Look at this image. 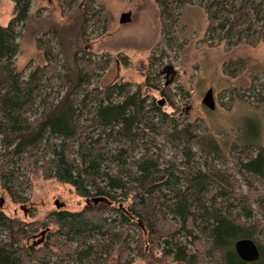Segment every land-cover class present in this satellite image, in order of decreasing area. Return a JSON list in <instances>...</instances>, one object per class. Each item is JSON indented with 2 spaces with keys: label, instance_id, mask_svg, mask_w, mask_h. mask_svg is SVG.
<instances>
[{
  "label": "trees",
  "instance_id": "16d2710c",
  "mask_svg": "<svg viewBox=\"0 0 264 264\" xmlns=\"http://www.w3.org/2000/svg\"><path fill=\"white\" fill-rule=\"evenodd\" d=\"M11 1L13 18L0 24V186L14 202H27L19 192L26 182L16 166L21 162L46 180L72 187L85 205L76 212L56 210L35 226L0 207V264H46L48 253L58 264H133L139 256L146 264H264V146L232 148L233 168L263 186L249 184L244 193L227 170L201 169L195 145L210 154L213 145L200 142L192 124L148 102L143 88L150 77L136 92L127 83L92 88L98 72L110 66L88 50L89 24L100 15L93 1L70 14L72 31L65 39L52 32L66 69L45 34L38 40L44 63L19 70L17 30L28 23L33 0ZM196 1L155 0L163 38L177 24L178 10ZM200 3L212 37L231 47L264 41V0ZM54 80L61 89L51 100L44 93ZM261 92L264 104V83ZM158 138L180 148L181 160L155 152ZM138 149L144 150L134 158ZM94 198L108 202L96 204ZM247 204L262 219L253 221ZM40 230L46 239L36 248L30 240ZM242 242L251 246L250 256L238 250Z\"/></svg>",
  "mask_w": 264,
  "mask_h": 264
},
{
  "label": "rangeland",
  "instance_id": "374dc122",
  "mask_svg": "<svg viewBox=\"0 0 264 264\" xmlns=\"http://www.w3.org/2000/svg\"><path fill=\"white\" fill-rule=\"evenodd\" d=\"M64 1L33 0L28 23L17 30L20 50L16 65L19 70L26 69L29 64L34 67L44 63L38 40L45 34L60 56L61 70L66 69L65 55L58 39H52V32L56 30L59 37L65 39L67 29H72L70 14L93 1L100 15L89 24L88 50L97 61L109 60L110 66L105 72H98L92 88L105 90L115 84L127 83L136 92L150 77L149 86L143 88L148 102L154 101L162 111L173 114L181 123L192 124L199 141L213 145L211 154L201 151V144L195 145L202 170H227L239 179L244 193L248 192L249 184L263 187L259 179L240 174L233 168L236 154L232 148L235 145L264 146V104L258 101L264 83V41L254 47L244 44L231 47L216 36L212 37L207 31L208 22L201 0L178 10V22L167 38L161 34L155 0H76L72 6ZM13 12L11 0H0L1 25H8ZM125 13L131 14V22L121 24V16ZM60 89V82L54 80L44 94L52 100ZM210 89L214 91V111L202 103ZM162 90L167 96L161 94ZM156 141L155 152L168 158L177 156L181 160L180 148L174 143L162 138ZM116 146L112 145V151ZM143 150L138 149L133 157L138 158ZM16 166L26 179L19 192L27 202H14L0 186V201L3 200L0 207L11 218L35 226L37 221L56 210L76 212L83 209L85 201L69 185L55 179L46 180L41 173L33 171L34 167L30 171L22 168L21 162ZM56 202L64 207L58 209ZM173 203L170 200L167 204ZM247 209L254 211L253 221L262 219L255 205L247 204ZM234 212H242V209L235 207ZM168 217L174 223L179 222L171 213ZM44 232L35 233L30 244L38 248L46 239ZM261 240L264 242V233ZM44 261L58 264L54 253H48ZM133 264H146V260L139 256Z\"/></svg>",
  "mask_w": 264,
  "mask_h": 264
},
{
  "label": "water",
  "instance_id": "95a60500",
  "mask_svg": "<svg viewBox=\"0 0 264 264\" xmlns=\"http://www.w3.org/2000/svg\"><path fill=\"white\" fill-rule=\"evenodd\" d=\"M120 22L121 24H128L131 22V14L130 13H125L121 16V19H120ZM170 82H167L166 85H169ZM203 105L208 108L209 110L211 111H214L216 109V102H215V98H214V91L212 89H210L205 97L203 98V101H202ZM160 105H163V102L160 103ZM93 202L94 203H99V202H105L107 203L108 200L106 198H94L93 199ZM0 206L2 207L3 206V200L0 201ZM56 207L58 209H61L64 207L63 204L59 203V202H56ZM249 243L247 242H242V243H239L238 244V250L244 255V257L246 256H250V248L251 246L248 245Z\"/></svg>",
  "mask_w": 264,
  "mask_h": 264
}]
</instances>
